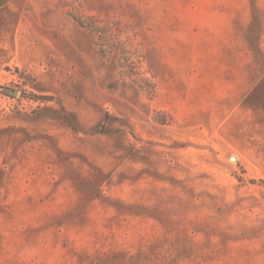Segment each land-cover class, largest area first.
I'll return each mask as SVG.
<instances>
[{
	"label": "rangeland",
	"instance_id": "rangeland-1",
	"mask_svg": "<svg viewBox=\"0 0 264 264\" xmlns=\"http://www.w3.org/2000/svg\"><path fill=\"white\" fill-rule=\"evenodd\" d=\"M193 2L0 0V264H264V0Z\"/></svg>",
	"mask_w": 264,
	"mask_h": 264
},
{
	"label": "crops",
	"instance_id": "crops-1",
	"mask_svg": "<svg viewBox=\"0 0 264 264\" xmlns=\"http://www.w3.org/2000/svg\"><path fill=\"white\" fill-rule=\"evenodd\" d=\"M5 1V0H2ZM191 1V0H190ZM190 3V17L192 13L199 16V20L191 22L190 25L186 23L183 25L184 40L188 43L190 48H198L202 50L200 56H203V49L208 47L207 42L218 41L216 39H208L209 34H221L219 40L221 42L220 48L224 47L223 42H228V38L224 34H233L241 31V27L244 32H248L251 28L253 21L252 16L248 17L245 22L242 17L245 18L248 0H193ZM192 6L194 9L192 10ZM1 9V8H0ZM204 13V15H203ZM207 43V44H206ZM216 47L215 45H211ZM227 47L234 48L237 45H225ZM205 48V49H206Z\"/></svg>",
	"mask_w": 264,
	"mask_h": 264
},
{
	"label": "water",
	"instance_id": "water-1",
	"mask_svg": "<svg viewBox=\"0 0 264 264\" xmlns=\"http://www.w3.org/2000/svg\"><path fill=\"white\" fill-rule=\"evenodd\" d=\"M0 90H4V91H6V92H10L12 95H17V94H18L17 91L10 90V89H8V88H6V87H2V86H0Z\"/></svg>",
	"mask_w": 264,
	"mask_h": 264
},
{
	"label": "trees",
	"instance_id": "trees-1",
	"mask_svg": "<svg viewBox=\"0 0 264 264\" xmlns=\"http://www.w3.org/2000/svg\"><path fill=\"white\" fill-rule=\"evenodd\" d=\"M261 183L264 184V180H261Z\"/></svg>",
	"mask_w": 264,
	"mask_h": 264
}]
</instances>
